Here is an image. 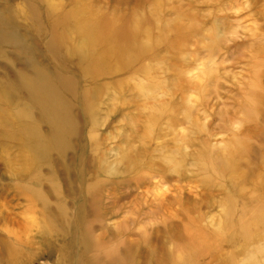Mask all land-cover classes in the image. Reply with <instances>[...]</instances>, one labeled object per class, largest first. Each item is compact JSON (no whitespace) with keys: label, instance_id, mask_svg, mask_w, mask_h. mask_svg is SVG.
<instances>
[{"label":"rangeland","instance_id":"rangeland-1","mask_svg":"<svg viewBox=\"0 0 264 264\" xmlns=\"http://www.w3.org/2000/svg\"><path fill=\"white\" fill-rule=\"evenodd\" d=\"M0 264H264V0H0Z\"/></svg>","mask_w":264,"mask_h":264},{"label":"bare ground","instance_id":"bare-ground-1","mask_svg":"<svg viewBox=\"0 0 264 264\" xmlns=\"http://www.w3.org/2000/svg\"><path fill=\"white\" fill-rule=\"evenodd\" d=\"M38 77L42 79V75H38ZM46 90H47V85H45V84L43 85L42 83H40L37 87H34V88L31 89L32 94L34 96H37V95H40V94H43V93L46 94ZM28 162H30V160H28Z\"/></svg>","mask_w":264,"mask_h":264}]
</instances>
